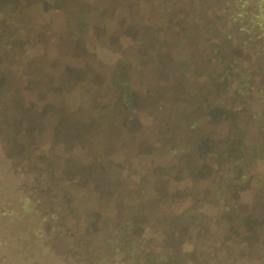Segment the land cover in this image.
<instances>
[{
    "label": "trees",
    "instance_id": "trees-1",
    "mask_svg": "<svg viewBox=\"0 0 264 264\" xmlns=\"http://www.w3.org/2000/svg\"><path fill=\"white\" fill-rule=\"evenodd\" d=\"M153 3L165 11L151 9L148 25L170 56L130 37L89 66L90 44L59 46L60 11L40 10L58 25L37 46L32 3L0 0V67L48 60L81 88L35 89L55 118L65 111L50 124L28 103L34 85L18 96L29 78L11 94L22 103L0 86V264H264V0ZM112 190L126 193L127 217L112 201L91 214Z\"/></svg>",
    "mask_w": 264,
    "mask_h": 264
},
{
    "label": "rangeland",
    "instance_id": "rangeland-1",
    "mask_svg": "<svg viewBox=\"0 0 264 264\" xmlns=\"http://www.w3.org/2000/svg\"><path fill=\"white\" fill-rule=\"evenodd\" d=\"M32 3L34 7L33 12H25L24 19L26 21V28L29 33L33 36V41L37 45L38 38L44 37V33L49 34L53 37V32L56 30L55 27L50 25V18H47L45 14L40 11L41 9H45V11H60L59 16H63L64 18V25L63 29L64 32H59V36L65 39L66 41L60 39L59 46H65V43L68 44L67 50L73 48L74 46L80 47L81 45L90 44L92 47L93 54L90 55L88 53H82L81 59L87 62V65L92 66L94 63L95 65L106 63V60L112 61L115 56L111 53L116 54L119 49H124L125 44H128L131 40L130 37H136V39H150V54H155V51L159 54V56H163L167 53L169 48L168 41L162 39L160 37L157 42L156 36H152V31L150 25L153 20V14L151 9H154L156 12L157 10H161L160 7L155 6L153 0H28ZM153 4V5H152ZM48 5L47 7H45ZM161 11H165L162 9ZM52 19V18H51ZM162 21V20H161ZM95 27L101 28V31L97 34L89 35L91 29ZM120 29V33H118V29ZM97 28V29H98ZM25 30V32H27ZM53 31V32H52ZM45 34V35H46ZM56 37V36H55ZM156 37V38H155ZM249 37V36H248ZM51 40V37H48L47 40ZM252 39V38H251ZM30 42V43H31ZM80 44V45H79ZM38 46V45H37ZM144 47V46H143ZM138 45V53L139 55H148L149 53ZM83 49V48H82ZM142 49V51H141ZM83 51V50H81ZM65 53V52H64ZM152 57H155V55ZM21 55V54H20ZM109 55V57H108ZM169 55L170 54H166ZM117 56V55H116ZM66 59L68 56H64ZM63 57V59H64ZM111 57V58H110ZM69 59V58H68ZM172 59H175L174 56ZM77 60V59H75ZM107 61V63H109ZM65 62V60H64ZM67 62V61H66ZM65 62V63H66ZM50 61L47 60L45 63L41 62L40 66H23L25 72L21 69L18 70H4L0 67V86L3 88H10L11 93L5 94L4 91V99H8L7 103H22V99L18 96L24 97L23 93L25 94L26 88L34 85V89L32 88L31 92L28 94V103H37L36 107H45V119L48 123L52 124V120L58 121L61 115H65V111H56V118L54 117V102L50 101L49 97L42 96L36 92L35 89L38 90L39 85H44L46 83H54L53 85L56 87H60L63 90L69 91L74 88V97H76L80 91V82L73 83L74 80L71 81L67 78L66 75H61L58 73L59 66H49ZM260 65L264 69V64ZM49 67V68H48ZM110 69L114 70L113 67L110 66ZM87 70V69H86ZM83 72V78L85 79L87 76L93 77L96 80V74L92 73V70ZM250 70V68H249ZM92 73V74H91ZM118 73L120 71L118 70ZM23 75L29 80V84L24 88H20L18 90V96L14 95L12 98V91H15L14 88L19 86V81L23 80ZM60 78H62L60 80ZM39 79V80H38ZM46 80V81H45ZM61 82H60V81ZM24 83V82H23ZM38 83V84H37ZM56 83V84H55ZM114 83V82H113ZM60 84V85H58ZM52 85V84H51ZM33 93V94H32ZM2 99V98H0ZM27 99V98H26ZM3 100H0V106L3 110L2 105H4ZM9 103V104H10ZM11 105V104H10ZM15 110V108H13ZM16 111V110H15ZM16 113H19L16 111ZM20 114V113H19ZM7 120V119H6ZM54 123V122H53ZM2 132L0 131V135ZM15 134V133H14ZM20 136L22 134H15ZM7 135H3L0 137V142L9 143L5 137ZM11 137V136H10ZM9 140V139H7ZM8 156L7 154H5ZM10 157V156H9ZM103 191L108 187L106 183L102 184ZM109 188L106 192H108ZM105 192V193H106ZM103 193L100 197H94L92 200V208L90 213L94 215H99L104 205L110 201H112L115 205H117V214L115 213L114 216L118 218H125V211L129 208V203L127 201V195L124 191H117L112 190L108 194ZM115 219V218H114ZM116 221V219H115ZM117 222V221H116ZM117 224V223H116ZM239 258V257H238ZM224 259V257H223ZM225 260V259H224ZM210 264H225V263H214L211 262ZM228 264H253L251 261H232V263Z\"/></svg>",
    "mask_w": 264,
    "mask_h": 264
}]
</instances>
